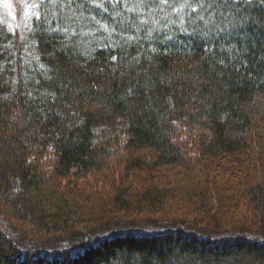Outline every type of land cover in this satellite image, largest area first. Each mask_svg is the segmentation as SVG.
I'll list each match as a JSON object with an SVG mask.
<instances>
[{"label": "trees", "instance_id": "obj_1", "mask_svg": "<svg viewBox=\"0 0 264 264\" xmlns=\"http://www.w3.org/2000/svg\"><path fill=\"white\" fill-rule=\"evenodd\" d=\"M31 1L0 17V264H264V0Z\"/></svg>", "mask_w": 264, "mask_h": 264}, {"label": "rangeland", "instance_id": "obj_2", "mask_svg": "<svg viewBox=\"0 0 264 264\" xmlns=\"http://www.w3.org/2000/svg\"><path fill=\"white\" fill-rule=\"evenodd\" d=\"M8 5H10L11 7H8L7 5H5L3 3V0H0V17L2 19V21L13 30V32L17 33V37L20 36L21 31L24 29V27L27 25V22L29 21V19L31 18L32 15H30L31 13H34V8H35V3L32 2L31 0H8ZM217 167L216 169H218V173L220 175V177H230V173L232 172H237L238 169L237 165L234 162H230L228 163L227 159L225 160H220L219 162H217ZM118 177L116 175V180L118 181ZM157 183H159V185H173V180L175 178V172L173 171V169H167V168H160L158 170V176H157ZM115 180V181H116ZM180 180V178H179ZM81 181H85V183H87L86 185V189L89 191H93V193H95V191H99L105 195L107 194H111V187L108 183H105V181H103L102 179H98L94 174L90 173L88 175L85 176L84 179H81ZM116 181V182H117ZM194 181V179H193ZM62 187H66L69 188V186H67V184H61ZM140 189V184L139 182H132L131 183V191H138ZM245 205L247 206V210L248 209V204L246 202H244ZM243 204L241 209L246 211V207ZM178 206V205H177ZM154 219L153 222H150V224L152 225H148V226H152V228H156V229H169V228H173V224H171V221H160V219L153 217ZM148 222V221H147ZM149 224V222L147 223ZM15 225L11 222V224L4 222H0V230H2L4 233H6L8 236H10L13 240L18 238V234L15 233ZM188 227H191L190 229H192L191 224H188ZM17 228V226H16ZM142 228V227H140ZM145 229L149 228V227H144ZM121 230H132L133 228H120ZM138 229V228H137ZM189 229V228H187ZM202 230H204L202 228Z\"/></svg>", "mask_w": 264, "mask_h": 264}, {"label": "snow or ice", "instance_id": "obj_3", "mask_svg": "<svg viewBox=\"0 0 264 264\" xmlns=\"http://www.w3.org/2000/svg\"><path fill=\"white\" fill-rule=\"evenodd\" d=\"M162 2H163V3H166L167 0H162ZM3 3H4L5 5H7L8 7H11L10 5H8V0H3ZM193 11H195V9H193ZM30 15H36L37 18H39V14H38V13H31ZM101 27H106V26H105V25H101ZM21 38L23 39V37H21ZM113 59H115V58H113ZM41 67H43V65H41Z\"/></svg>", "mask_w": 264, "mask_h": 264}]
</instances>
